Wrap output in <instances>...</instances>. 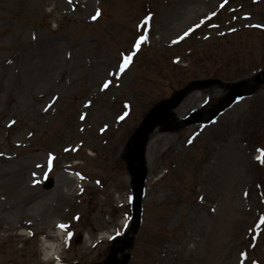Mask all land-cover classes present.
I'll return each instance as SVG.
<instances>
[{"label": "rangeland", "instance_id": "1", "mask_svg": "<svg viewBox=\"0 0 264 264\" xmlns=\"http://www.w3.org/2000/svg\"><path fill=\"white\" fill-rule=\"evenodd\" d=\"M263 68L264 0H0V264H53L40 237L56 221L62 264H103L131 222L121 153L142 117L191 81ZM226 94L193 90L172 115ZM170 127L148 136L126 264H264V84L212 123ZM71 160L83 180L61 196Z\"/></svg>", "mask_w": 264, "mask_h": 264}, {"label": "water", "instance_id": "2", "mask_svg": "<svg viewBox=\"0 0 264 264\" xmlns=\"http://www.w3.org/2000/svg\"><path fill=\"white\" fill-rule=\"evenodd\" d=\"M254 82H262L264 81V72L262 73V76L256 77L253 79ZM240 92V91H239ZM183 92L177 94L178 96L175 97V99L173 100L172 103H174L177 99H179V97L182 95ZM167 106H161L159 107V112L157 114H152L149 115L146 120L144 121L142 127H141V131L140 134L143 135V140L141 142V145L138 147V150L135 152H132V156L129 158L128 160H130V162H132L133 166H135V170L133 173V181L131 183L132 188L134 189L136 196H135V200H134V204H133V209H134V223H133V227L134 229L137 228L138 226V221H139V217H140V211H141V197H142V192H143V180H144V169H143V164H142V147L144 146L145 140H146V134L149 132V130L152 128V126H154L156 123H160L162 117L161 116H157L158 114H162L165 111V108ZM129 153V152H128ZM131 154V153H129ZM134 161H138L137 164L134 163ZM51 185V181H49L46 186H50ZM121 250L123 249V246L120 248ZM126 259V258H125Z\"/></svg>", "mask_w": 264, "mask_h": 264}, {"label": "bare ground", "instance_id": "3", "mask_svg": "<svg viewBox=\"0 0 264 264\" xmlns=\"http://www.w3.org/2000/svg\"><path fill=\"white\" fill-rule=\"evenodd\" d=\"M146 163H147V165H151V163H150V161L146 158ZM65 176H64V180H63V183L65 184V187H71L72 186V184L75 182L74 181V178H73V176H71V175H66V174H64ZM63 187L64 186H62L61 187V185H59V186H57L56 188H55V193L56 194H59V195H61V196H64V194H67L68 193V191H69V188H65V190H63ZM49 235H51V236H54V237H56L57 236V234H49ZM43 245H48V246H46L49 250L48 251H46V256H48V254H49V251H50V249H57L58 247H60V243H58V242H55V241H53V242H47L46 243V241H44V244ZM45 249V248H44ZM55 252V251H54ZM52 254H53V252H52Z\"/></svg>", "mask_w": 264, "mask_h": 264}, {"label": "clouds", "instance_id": "4", "mask_svg": "<svg viewBox=\"0 0 264 264\" xmlns=\"http://www.w3.org/2000/svg\"><path fill=\"white\" fill-rule=\"evenodd\" d=\"M96 239H99L102 242V238L99 236V234L97 235ZM89 240H90V244H91L93 242V239L90 237ZM54 251H57V250L56 249H50L48 256H42V259H51V258H53L52 257V252H54Z\"/></svg>", "mask_w": 264, "mask_h": 264}, {"label": "snow or ice", "instance_id": "5", "mask_svg": "<svg viewBox=\"0 0 264 264\" xmlns=\"http://www.w3.org/2000/svg\"><path fill=\"white\" fill-rule=\"evenodd\" d=\"M95 18V17H94ZM125 64H127V61H125ZM61 227H64L63 225H61ZM69 235H71V234H69Z\"/></svg>", "mask_w": 264, "mask_h": 264}]
</instances>
